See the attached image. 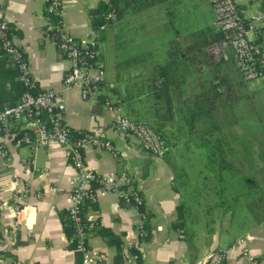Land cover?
Listing matches in <instances>:
<instances>
[{"label":"crops","instance_id":"crops-1","mask_svg":"<svg viewBox=\"0 0 264 264\" xmlns=\"http://www.w3.org/2000/svg\"><path fill=\"white\" fill-rule=\"evenodd\" d=\"M261 1L238 0L244 18L260 16L257 28L264 26ZM61 2L62 19L75 38L99 43L102 91L85 99L78 86L62 83L70 63L45 35L50 24L45 0H0V21L10 25L38 89L62 96L69 128L103 132L117 152L88 147L85 163L100 174L131 177L143 195L151 235L137 241L142 262L131 264H202L219 249L225 251L223 264H251L249 258L264 264V203L259 199L264 192V76L244 81L230 54L216 62L206 48L201 55L189 53L184 75H175L169 89L155 95L153 75L169 62V49L199 45L194 33L216 30L210 0H164L141 7L131 1L124 16L98 31L89 12L100 0ZM109 38L110 57L103 48ZM197 58L214 62L192 63ZM10 88L0 76L4 108ZM192 112L197 114L190 118ZM117 113L158 129L168 152L154 157L132 135L120 133ZM13 125L22 137L30 130L25 119ZM13 139L0 129V264H79L81 255L69 247L61 221V212L71 205L74 168L55 144L33 149ZM14 205L22 208L17 226ZM179 205L184 225L176 229ZM84 214L92 225L91 250L107 257L103 264H124L118 252L135 239L139 211L123 205L115 192L98 188Z\"/></svg>","mask_w":264,"mask_h":264},{"label":"built area","instance_id":"built-area-1","mask_svg":"<svg viewBox=\"0 0 264 264\" xmlns=\"http://www.w3.org/2000/svg\"><path fill=\"white\" fill-rule=\"evenodd\" d=\"M100 2L110 4V0ZM210 2L215 14L213 25L217 31L222 32L223 38L208 47L209 55L218 62L225 54H230L244 81L264 76L262 44L248 38L249 32H255L260 16L244 18L238 7V0ZM45 13L50 20L45 35L70 63L63 75L64 87L78 86L83 99L91 94L100 93L105 72L99 63L98 41L91 39L83 42L75 38L62 19L61 0H45ZM108 17L114 20L112 11H108ZM8 30V23L1 20L0 47L9 55L12 63L16 64L19 79L26 89L14 105L0 110L2 136H14L15 132L11 129L15 125L12 126V123L25 119L30 125V130L21 138L22 143L33 149L49 147L52 144L62 149L67 161L75 170L69 182L71 205L67 209V216L72 235L68 239V244H72V249L80 253L79 264H103L107 262V257L103 253L93 252L90 248L92 225L85 217V205L94 202L98 188L115 192L123 205L136 209L144 202V197L134 186L131 177L118 175L114 171L100 174L85 163L83 153L88 147L107 150L114 156H117V152L105 133L90 131L76 133L69 128L66 123L67 107L62 96L53 89H38L25 53L10 37ZM118 110L115 109V113ZM114 124L120 133L132 135L143 150L154 157H163L169 150L164 137L146 121L132 120L117 113ZM52 190L56 191V188ZM21 212L22 208L19 205L13 206L15 218L13 226L18 225ZM144 221L140 214L135 239L126 241L122 246L124 264H131L137 259L131 248L136 247L139 237L145 233L142 225ZM224 259V250H213L206 255L202 264H223ZM249 260L251 264H258L253 258Z\"/></svg>","mask_w":264,"mask_h":264},{"label":"trees","instance_id":"trees-1","mask_svg":"<svg viewBox=\"0 0 264 264\" xmlns=\"http://www.w3.org/2000/svg\"><path fill=\"white\" fill-rule=\"evenodd\" d=\"M131 1H132V3H134V5L140 4L139 7H141V6H149V5L161 3L164 0H141L140 3L138 0H110L109 5H106V4H103L102 2H100L96 9L91 10L89 12L90 24H91L92 29L95 31L101 30L103 27L112 24V22L115 19H119L120 17L124 16L125 13L128 12ZM261 8L264 10V0L261 1ZM108 11L113 12V15L115 16L114 20H112L108 17ZM8 31H9L10 37H12L10 25H9ZM194 38H198V39L200 38V41H199L200 44L199 45L190 43V45L187 46L186 48H182L178 45L179 48L176 47L174 49H172V48L169 49V54H170L169 62L166 63L165 65L157 67V69L153 75L154 81L156 82V84L154 85V90H155L156 96L158 95V97H160L161 93H163L164 91L169 89L170 85L173 83L174 78H176L175 75H180V73H182V75H184L185 71H183L182 69L184 68L183 66L186 67L185 64H186L187 58L189 57V55H188L189 53H191V54L199 53V55H201L202 53L205 52L204 50L206 48H208L209 46H211L214 43L219 42L223 38V34L220 31H217V30L214 31L212 28L206 27V28H203L200 31H197L196 33H194ZM254 42L261 43L262 48H263V52H264V26L255 29ZM179 54H181V55L179 56ZM187 55H188V57H186ZM230 58L233 60L232 57H230ZM263 58H264V53H263ZM200 59L201 58L194 59V60H192V63H197L198 61L207 60L206 58L203 60H200ZM208 60H207L208 62H214L210 58ZM177 70H179V73ZM181 71H183V72H181ZM0 76L8 79V82L10 83L11 95H9V97H7L5 99V101L9 104V106H12L19 100L21 94L24 92L26 87L24 86L22 81L19 79V71L17 69L16 64L12 63L9 55H7L6 52L1 47H0ZM158 80L160 82H157ZM4 83H5V81H4ZM3 102L4 101H2L0 103V110L4 109V103ZM194 114H197V113L192 112L190 118ZM189 122H190L189 124L191 125L190 128H193V126H192L193 120L190 119ZM11 131L15 132V134L13 136V138H14L13 140L18 141L22 138V134H21L22 132L19 131V127H14L11 129ZM156 131L159 132L158 129H156ZM1 132H2V130H1ZM259 199H260V201H263V203H264V192L260 193ZM137 209H138L139 213L142 215V217L145 219L144 223L142 224L143 228L145 230V233H144V235L139 237L138 242L147 241V240H149L150 235H151V228H150L151 215H150V213L147 212V210L145 208V202L138 205ZM177 209H178V215L176 217V220L173 222V227L176 229H180L184 225V220H183V215H182L183 205H179ZM61 221L63 224L64 232L69 239L72 235V228H71V225L69 223V218L67 216V210L61 212ZM104 232L107 235L109 234V232H107L105 230H104ZM187 235H185L186 238H187ZM189 240H191V239L188 238V244L191 246V241H189ZM114 241H116V240H114ZM116 245L118 247V245H119L118 241H116ZM69 247L72 249V244H69ZM131 251L137 255V259H136L137 262L141 263L142 262L141 254H140L139 250L137 249V247H132ZM118 257L120 259V262H123L121 252H118Z\"/></svg>","mask_w":264,"mask_h":264},{"label":"rangeland","instance_id":"rangeland-1","mask_svg":"<svg viewBox=\"0 0 264 264\" xmlns=\"http://www.w3.org/2000/svg\"><path fill=\"white\" fill-rule=\"evenodd\" d=\"M252 32H249L248 33V38L249 39H251L252 37ZM111 38H109L107 41H105V43L103 44V48H105L106 49V52H107V55L110 57V56H112V51H113V49H112V46H111V40H110Z\"/></svg>","mask_w":264,"mask_h":264},{"label":"water","instance_id":"water-1","mask_svg":"<svg viewBox=\"0 0 264 264\" xmlns=\"http://www.w3.org/2000/svg\"><path fill=\"white\" fill-rule=\"evenodd\" d=\"M8 106H6L5 108H7Z\"/></svg>","mask_w":264,"mask_h":264}]
</instances>
